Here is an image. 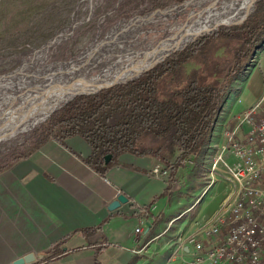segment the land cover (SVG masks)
<instances>
[{
  "label": "crops",
  "instance_id": "obj_1",
  "mask_svg": "<svg viewBox=\"0 0 264 264\" xmlns=\"http://www.w3.org/2000/svg\"><path fill=\"white\" fill-rule=\"evenodd\" d=\"M258 53L240 91L233 90L224 104L208 156L226 143L225 124L234 128L264 92V47ZM249 128L243 124L235 139L244 140ZM91 153L79 135L50 137L28 156L0 163V264H14L29 253L36 259L25 264H165L168 255L161 252L169 248V236L197 227L185 218L180 224L185 229L170 230L192 206L167 213L179 202L177 181L152 174L158 160L123 153L100 172L89 162ZM121 194L127 201L109 209ZM144 216L151 224L148 231L143 227L146 236L136 231Z\"/></svg>",
  "mask_w": 264,
  "mask_h": 264
},
{
  "label": "rangeland",
  "instance_id": "obj_2",
  "mask_svg": "<svg viewBox=\"0 0 264 264\" xmlns=\"http://www.w3.org/2000/svg\"><path fill=\"white\" fill-rule=\"evenodd\" d=\"M128 1L131 0H0V84L3 85L16 78L15 84L18 85L14 87V84L12 88L9 87L8 89V86H6L1 89L0 126H3L1 128L4 129L6 123L7 125L13 124L12 126L17 129L11 137L8 136L0 141L1 164H11L14 153L27 151L34 147L42 138V128L47 124L54 112L62 109L78 96L90 95L77 94L69 101L60 103V105L55 107L56 109H52L54 111L48 115L49 117L47 116L42 122L37 123L34 128L21 129L20 131L17 126L30 121L32 115L38 113L51 101V96L48 97V95L56 93L58 90L55 88L54 90L56 91H54L49 86L50 88H44L45 90L48 89V91H41L42 89L36 88L34 83L21 80V78L24 79L23 77H26L27 80H31V75L27 77L30 73H38L36 76H42V73L49 72L56 67L75 64L81 58L90 55H95L93 61H98L101 57L115 56L116 52L122 50L123 47L121 45L128 34L126 30L121 28L134 29L143 20L146 21L134 30V34L131 33V35L139 37L135 42L130 43V46L141 51L152 49L165 39L172 37L179 30L178 28L187 24V21L192 22L194 18H198V13L195 17H190L191 12L202 11L213 2L202 1L197 4L196 1H193V4L187 6L184 11L177 12L174 10L172 13L163 14L162 12L172 6L178 7L190 0L173 2L166 7L154 9H151L148 4L138 9H131L130 7H136V0H132L133 2L130 6L126 5ZM261 1L259 0L254 5L256 9ZM122 7H126L131 13L126 16ZM253 7L245 8L240 13L230 14L226 20L221 22L222 24L235 22L238 24L222 25L218 23L220 25L216 24L217 26L213 25L199 30L194 35L181 41L178 45L189 41L207 29L217 27L216 31L201 34L184 48L183 44L176 46V48L182 47L171 53L168 58L177 56L181 51L186 50L191 44L198 41L202 51L185 64L180 79L176 78V75L165 76L159 84V97L166 98L169 90L178 87L180 83L194 75H197L199 81L205 84H217L221 80L223 73L221 70L222 65L232 61L238 51L237 47L240 45L238 38H228L218 33L222 29L225 30V28L242 26L256 9L246 17L243 23L239 24V22L245 18ZM142 9L145 10L143 11ZM243 13L245 15L238 21ZM206 15L204 13V16ZM234 33H236L235 30ZM259 50L256 51L253 57L251 56V64L257 61ZM164 52L156 56L160 58ZM139 61L140 58L137 57L130 62L124 59L122 63L129 64ZM152 61L150 60L146 64ZM250 66H247L239 78L234 81L233 90L240 91L242 83L248 76ZM96 73V71H90V75ZM16 88H20L19 93ZM27 92H34L33 94L36 97L31 98L32 94L25 95ZM56 95L60 96V94ZM12 120L15 121L13 122ZM225 125L230 127V123ZM225 129L223 127V132ZM213 159L214 155H206L200 165H196L189 160L186 164L187 166L180 169L175 179L169 177L166 180L169 183L177 181L174 186L178 189L175 193V198L179 200V202L174 200L167 213H176L179 209L183 210L182 208L192 206L191 212L185 215L186 217L183 216V219L175 221V227H170L172 232L178 229H185V227L180 226L185 218H192L194 219L193 221H196L197 226L201 225L219 210L226 195L231 191L232 187L230 185L224 181H217V174L212 175L211 165ZM263 183L264 175L260 181V184ZM174 236L170 235L169 239ZM169 252V248H165L161 254L168 255ZM159 259L162 260V256Z\"/></svg>",
  "mask_w": 264,
  "mask_h": 264
},
{
  "label": "trees",
  "instance_id": "obj_3",
  "mask_svg": "<svg viewBox=\"0 0 264 264\" xmlns=\"http://www.w3.org/2000/svg\"><path fill=\"white\" fill-rule=\"evenodd\" d=\"M184 1L136 0V7L130 8L138 9L145 4L151 9L162 8ZM122 10L126 16L131 13L126 7ZM218 34L238 38L240 45L232 61L222 65L223 73L217 84H205L194 75L169 90L166 98L159 97V84L165 76L176 75L180 79L185 64L202 51L198 41L137 79L76 97L53 113L42 128L40 141L30 150L14 153L11 163L28 156L50 137L64 141L79 135L90 144L89 162L100 172H106L123 153L153 157L171 168L173 179L189 160L200 165L209 153L215 125L233 91L234 81L264 46V0L242 26L225 28ZM108 155L112 159L106 163Z\"/></svg>",
  "mask_w": 264,
  "mask_h": 264
},
{
  "label": "built area",
  "instance_id": "obj_4",
  "mask_svg": "<svg viewBox=\"0 0 264 264\" xmlns=\"http://www.w3.org/2000/svg\"><path fill=\"white\" fill-rule=\"evenodd\" d=\"M243 124L250 128L246 138L238 141L235 136ZM224 135L226 143L214 156L211 173L218 175L217 181L230 185L231 191L205 222L171 239L165 264H264V184H260L264 175V92ZM152 174L166 181L171 168L156 162ZM143 227H151L147 216L136 229L146 236Z\"/></svg>",
  "mask_w": 264,
  "mask_h": 264
},
{
  "label": "bare ground",
  "instance_id": "obj_5",
  "mask_svg": "<svg viewBox=\"0 0 264 264\" xmlns=\"http://www.w3.org/2000/svg\"><path fill=\"white\" fill-rule=\"evenodd\" d=\"M193 1H196L197 4H200L202 1H204V2L213 1V2L209 6H207L206 9H204L202 11L191 12L190 17H195V15L198 13L199 14L198 18L197 19L194 18V21H192V22L187 21V24L178 28L179 30L172 37L165 39L163 42L159 43L156 47H153L152 49H147V50L141 51V50L133 49L130 46V43H133V41L135 42L137 40V38L139 37V36L131 35V33L134 34L135 33L134 30L137 29L138 27H140V25L144 21H146V20H143L134 29H130V28L127 29L126 27L121 28V29L126 30L128 32V34H127V37L125 38V41L121 45L123 47L122 50L121 51L119 50L120 52L119 51L116 52L115 56L101 57V58H99L98 61H96V60L93 61V59L95 58V55H90V56L81 58L75 64L68 65V66L56 67L49 72L42 73V76H36L38 73H30L27 75V77H29L31 75L30 76L31 80H27V78L21 79V80H26L32 84L34 83V86H36V88H40V90L42 89L41 91L45 90L46 88H48L50 86V87H52L51 88L52 90L57 88L58 92L56 90H54V91H56V93L49 94L48 97L51 96V101L44 108L39 110L38 113L32 115L31 116L32 119L30 121H27L25 123H21L20 125H18L17 127L19 128V130L21 131V129L24 130L26 128H28V129L34 128L37 123L42 122L51 113L52 109H54L55 107L60 105V103L67 101L68 99H70L74 95L82 93V91L83 92L97 91V90H100L101 88H103V87H105V86H107L113 82L124 81V80L130 79V78L137 77L138 75L143 73V71L148 66L154 64L164 54L170 55L171 53L179 50L181 47L176 48V46L181 41H183V40L187 39L188 37L194 35L199 30L206 29V28L213 26V25L217 26V25L222 24L221 22L226 20L230 14L240 13L245 8H248V7L251 8V6L253 7L257 3L258 0H190L183 5L181 4L178 7L172 6L170 9H168L162 13L163 14H169V13H172L174 10L177 12L184 11L187 8V6H189L190 4H193ZM204 13H206L207 15L204 16ZM218 23H220V24H218ZM113 33H111V34H113ZM187 42H185V43H187ZM163 52H164V54L160 58H158L156 56V55H159ZM125 57H127V58H125ZM137 57L140 58L139 62H133V63H129V64L122 63L124 59H127L130 62V61H134ZM156 58H158V59H156ZM154 59H156V60H154ZM150 60H154V61L146 64ZM70 70H73V72L69 76L68 73ZM91 70L96 71L97 73L90 75ZM48 73H49V76H48ZM64 73H66V74H64ZM62 79H64V83L62 82L60 84L51 86L56 81H63ZM38 82H39V84L36 85L35 83H38ZM43 82H45V83H43ZM13 85L14 84H11V82L4 83L3 85L0 84V94H1V89H4L6 86H8V89H9V87L12 88ZM29 85H31V84H29ZM16 86H18V85L16 84ZM16 86H14V87H16ZM95 86H97V87H95ZM26 88H27V86H26ZM92 88H94V89L90 90V91H86V90H89ZM8 89H7V91H8ZM19 90H20V88H16L17 92ZM37 91H39V90L37 89ZM45 91H48V89ZM33 93L27 92L25 95H31L32 94L31 98L32 97L34 98L36 96H34ZM56 94H60V96H57ZM38 95H39V93H38ZM40 96H42V95H40ZM14 97H15V95H14ZM45 97H46V95H45ZM28 105H30V104H28ZM10 120H11V118H10ZM12 125L13 124L7 125V123H6V125H4V129L1 128L3 126H0V141L2 139H5L8 136L11 137V135H13L14 131L17 130Z\"/></svg>",
  "mask_w": 264,
  "mask_h": 264
},
{
  "label": "water",
  "instance_id": "obj_6",
  "mask_svg": "<svg viewBox=\"0 0 264 264\" xmlns=\"http://www.w3.org/2000/svg\"><path fill=\"white\" fill-rule=\"evenodd\" d=\"M258 1H259V0H258ZM258 1H257V2H258ZM187 2H188V1H187ZM255 9H256V7L254 6L253 9H252V10H251V11L245 16V18H244L242 21L239 22V24L243 23L244 20L246 19V17H247L251 12H253ZM232 24H238V23H231V24L224 23V24H222V25H232ZM216 30H217V27H215L214 29H207V30H205V31H204L203 33H201V34L208 33V32H211V31H216ZM201 34H198V35H196L195 37H193L192 39H190L187 43L184 44L183 48L186 47L187 44H188L189 42H192V41L196 40ZM168 57H169L168 54H164V55H163L160 59H158L154 64L148 66V67L143 71V73H144L145 71H147V70H149V69L155 67V66L158 65L160 62H163V61L166 60V58H168ZM73 70H74V69H73ZM73 70H70V71H69V73H68L69 76L72 74ZM143 73H141L140 75H138L137 77H134V78H130V79H127V80H124V81H116V82H113V83H111V84H109V85H107V86H105V87H103V88H101V89H106V88L111 87V86H113V85H115V84H118V83H124V82L130 81V80L137 79V78L141 77V76L143 75ZM64 74H66V73H64ZM61 75H62V74H61ZM65 77H66V76H65ZM23 78L25 79L26 77H23ZM21 79H22V78H21ZM15 80H16V78L13 79V80L11 81V84H15V83H14ZM18 80H19V79H18ZM62 80H63V81H56V82L53 83V85H51V86H54L55 84H59V83L64 82V79H62ZM43 83H45V82H43ZM36 84H37V83H36ZM38 84H39V82H38ZM15 86H16V84H15ZM35 87H36V86H35ZM101 89H100V90H101ZM100 90L92 91V92H82V93H79V94H93V93H97V92H99ZM76 95H77V94H76ZM76 95H74V96H76ZM74 96H73V97H74ZM73 97H71V98H73ZM71 98H70V99H71ZM70 99H68L67 101H69ZM65 102H66V101H65ZM55 109H56V108H55ZM53 111H54V110H53ZM53 111H51V113H52ZM51 113H50V114H51ZM50 114H49V115H50ZM48 117H49V116H48ZM111 159H112V155H108V156H106V158H105V162H106V163H109ZM125 201H127V197H126L124 194H121V195H119V196L117 197L116 200H114V201L110 204L109 209L113 210V209L117 208L121 203H123V202H125ZM149 228H150V227H149ZM149 228H148L147 230H149ZM35 259H36L35 255H34L33 253H29V254H27V255H25V256H23V257L17 259V260L14 262V264L32 263V262L35 261Z\"/></svg>",
  "mask_w": 264,
  "mask_h": 264
}]
</instances>
